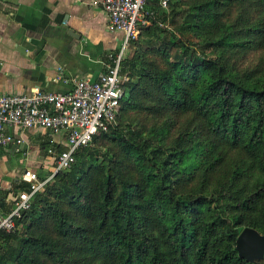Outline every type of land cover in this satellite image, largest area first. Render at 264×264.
<instances>
[{
    "label": "trees",
    "instance_id": "trees-1",
    "mask_svg": "<svg viewBox=\"0 0 264 264\" xmlns=\"http://www.w3.org/2000/svg\"><path fill=\"white\" fill-rule=\"evenodd\" d=\"M142 21L116 124L0 233V264H252L237 239L264 235V0H148Z\"/></svg>",
    "mask_w": 264,
    "mask_h": 264
},
{
    "label": "crops",
    "instance_id": "crops-1",
    "mask_svg": "<svg viewBox=\"0 0 264 264\" xmlns=\"http://www.w3.org/2000/svg\"><path fill=\"white\" fill-rule=\"evenodd\" d=\"M101 1L0 0V95L66 94L79 79L98 80L123 44L122 33L108 30ZM54 145L67 148V136L28 131L21 147L0 150V214L14 209L26 170L51 171L45 150Z\"/></svg>",
    "mask_w": 264,
    "mask_h": 264
},
{
    "label": "built area",
    "instance_id": "built-area-1",
    "mask_svg": "<svg viewBox=\"0 0 264 264\" xmlns=\"http://www.w3.org/2000/svg\"><path fill=\"white\" fill-rule=\"evenodd\" d=\"M147 2L101 1L108 30L122 33L123 44L117 53L109 55L111 64L98 80L93 81L90 77L79 79L75 81L73 90L66 94L35 89L30 94L0 95V150L10 146L21 147L28 131L64 133L68 142L66 150L56 157L47 179L41 180L32 170L24 172L22 179L30 189L19 193L14 209L9 214H0V233L15 231L16 219L31 208L33 196L42 191L56 173L70 169L75 164L79 149L88 147L95 136L107 132L111 125L116 124L124 96L122 85L127 80L121 76L122 62L131 41L139 34V24L143 22ZM166 5L164 1L163 7Z\"/></svg>",
    "mask_w": 264,
    "mask_h": 264
},
{
    "label": "water",
    "instance_id": "water-1",
    "mask_svg": "<svg viewBox=\"0 0 264 264\" xmlns=\"http://www.w3.org/2000/svg\"><path fill=\"white\" fill-rule=\"evenodd\" d=\"M240 258L252 264H264V235L252 228H245L237 239Z\"/></svg>",
    "mask_w": 264,
    "mask_h": 264
},
{
    "label": "rangeland",
    "instance_id": "rangeland-1",
    "mask_svg": "<svg viewBox=\"0 0 264 264\" xmlns=\"http://www.w3.org/2000/svg\"><path fill=\"white\" fill-rule=\"evenodd\" d=\"M128 52H130V47H129V49L127 50V52H126V54H128ZM48 156L49 157H52L53 159H52V161H53V166L55 165V163H56V157L58 156V154H57V151H55L54 149H52V153H48ZM53 170V168L51 169V171ZM50 171V172H51ZM49 172V173H50Z\"/></svg>",
    "mask_w": 264,
    "mask_h": 264
}]
</instances>
